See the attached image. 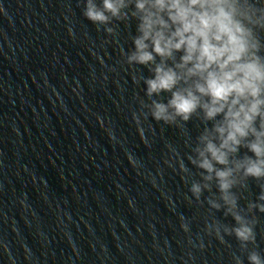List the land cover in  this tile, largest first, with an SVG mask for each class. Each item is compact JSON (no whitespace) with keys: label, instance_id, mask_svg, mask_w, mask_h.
Here are the masks:
<instances>
[{"label":"water","instance_id":"obj_1","mask_svg":"<svg viewBox=\"0 0 264 264\" xmlns=\"http://www.w3.org/2000/svg\"><path fill=\"white\" fill-rule=\"evenodd\" d=\"M85 4L0 0V264H248L253 249L264 257V213H247L259 182L234 189L257 220L254 243L242 249L234 235L221 242L205 230L235 224L210 208L207 191L199 202L189 191L200 177L187 156L205 125L151 118L140 77L152 73L126 62L137 21L113 20L110 35L83 15Z\"/></svg>","mask_w":264,"mask_h":264},{"label":"clouds","instance_id":"obj_2","mask_svg":"<svg viewBox=\"0 0 264 264\" xmlns=\"http://www.w3.org/2000/svg\"><path fill=\"white\" fill-rule=\"evenodd\" d=\"M83 15L110 35L113 20L137 21L133 50L125 55L127 64L152 73L140 77L151 101L141 105L157 122L187 123L195 116L205 125L187 156L200 177L189 191L198 202L207 191L210 208H223L235 221H213L205 230L221 242L223 234L234 235L247 249L257 220L243 214L234 189L247 187L249 179L259 182L247 213H264V0H86ZM162 93L170 94L166 103L153 99ZM179 167L189 172L182 162ZM181 227L188 231L187 224ZM247 260L264 264L255 249Z\"/></svg>","mask_w":264,"mask_h":264}]
</instances>
